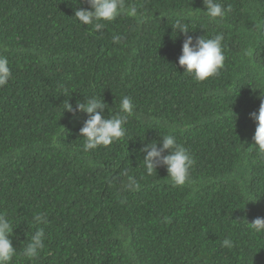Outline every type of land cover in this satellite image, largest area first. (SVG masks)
<instances>
[{"label": "trees", "instance_id": "1", "mask_svg": "<svg viewBox=\"0 0 264 264\" xmlns=\"http://www.w3.org/2000/svg\"><path fill=\"white\" fill-rule=\"evenodd\" d=\"M127 2L139 15L100 34L75 19L87 8L81 0H0V55L12 73L0 88V212L14 226L11 264H264V232L246 224L264 217V155L248 149L250 114L264 99V0H218L231 6L223 19L205 15L203 0ZM178 14L194 38L223 33L215 77L198 82L179 66ZM113 35L125 39L114 44ZM92 96L111 114L128 96L134 115L122 140L86 152L87 114L61 105ZM169 132L195 161L182 187L166 168L149 176L142 163L141 149ZM124 170L140 191L122 189ZM37 213L46 225L33 224ZM37 227L45 246L29 260L22 250ZM225 238L233 247L221 246Z\"/></svg>", "mask_w": 264, "mask_h": 264}, {"label": "clouds", "instance_id": "2", "mask_svg": "<svg viewBox=\"0 0 264 264\" xmlns=\"http://www.w3.org/2000/svg\"><path fill=\"white\" fill-rule=\"evenodd\" d=\"M44 1L42 0V3ZM81 3L87 5V8H78L75 11V19L83 25L92 26L93 31L100 34H103L107 23L115 21L122 15L131 18L139 15L137 7L134 4H129L127 0H81ZM32 4L28 3L29 6ZM203 4L206 8V11L203 12L211 19H223L231 11L230 5L225 8L218 0H203ZM47 6L51 5L47 2ZM141 22H143V18ZM172 28L174 31L179 30L185 36L182 54L178 58L179 66L185 70L184 74L192 76L198 82L206 81L218 75L225 61L222 44L223 33L211 38L205 36L194 38L188 35L192 31H189V26L183 22V14L177 15ZM124 39L125 37L121 35H113L112 37L114 44L120 43ZM11 74L8 58L0 55V88L9 83ZM86 93L94 95L93 86H89ZM63 96L70 99L67 89L64 90ZM69 99H66L61 105L62 113L67 112L73 116L77 113L87 114V119L79 133L84 138V151L96 150L99 147L107 148L127 135L125 126L129 117L134 115V104L130 97L121 98L119 111L115 114H111L108 105L102 98L96 96L85 97L84 102L77 101L75 106L69 102ZM105 109H108V115H105ZM250 118L256 122V130L252 138L254 146L248 149L255 148L258 154L264 155V99L261 100L258 113H251ZM160 137L159 142L154 141L146 144L141 149V152L144 153L142 163L146 174L151 176L156 174V169L164 167L168 173L167 178L170 179L174 187L185 186L191 182L190 170L195 163L193 156L185 146L177 142L176 136L172 132ZM120 176L126 177V181H121L124 191L138 192L141 190L140 183L134 175L129 174L128 170L121 172ZM32 222L37 226L46 225L47 217L42 213H37L32 217ZM164 222H169V218L164 217ZM246 224L257 233L264 232V217H257L252 223ZM13 230L12 220L6 213L0 212V264H11L17 254L12 243ZM45 235V228L37 227L24 246L22 255L29 260L36 258L45 246ZM221 246L231 248L233 242L225 238L221 242Z\"/></svg>", "mask_w": 264, "mask_h": 264}]
</instances>
